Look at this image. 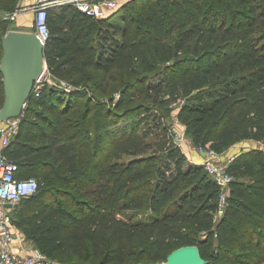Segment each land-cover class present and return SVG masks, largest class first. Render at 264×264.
Here are the masks:
<instances>
[{"label": "trees", "instance_id": "1", "mask_svg": "<svg viewBox=\"0 0 264 264\" xmlns=\"http://www.w3.org/2000/svg\"><path fill=\"white\" fill-rule=\"evenodd\" d=\"M19 1L0 0V59L2 37L17 29L2 11H12ZM226 1L129 0L118 25L111 15L96 18L71 4L56 6L48 17V70L55 79H69L67 66L73 73L92 67L109 74L115 68L153 72L160 62L171 60L180 67L189 63L183 79L171 75L168 81L170 95L181 90L185 96L178 118L194 146L223 154L245 139L264 142V53L250 40L242 48L235 40L224 45L225 57L206 39L221 29V17L234 16L232 0ZM177 29L193 31L203 52L181 57L191 50L186 40L167 41ZM226 66L230 77L214 82L216 72ZM71 80L67 89L45 83L33 92L6 149L19 165L18 175L38 183L37 192L21 200L29 201L32 213L19 220L13 210L16 226L29 241L51 258L68 247L79 257L100 258L96 264H125L128 243L137 240L148 242L141 258H155L166 245L174 250L195 244L207 264L264 262L263 148L229 161L230 192L224 213L215 219L220 187L204 164L189 160L176 142L163 111L167 100L154 96V105L136 101L140 94H158L160 85L143 75L134 77L120 90L121 98L111 102L117 108L127 104L123 111L91 107L89 101L80 115L72 116L65 113L88 93L78 79ZM3 101L0 72V108ZM35 105L45 113L28 115ZM129 117L133 120L121 125ZM161 256L165 261L168 255Z\"/></svg>", "mask_w": 264, "mask_h": 264}, {"label": "rangeland", "instance_id": "2", "mask_svg": "<svg viewBox=\"0 0 264 264\" xmlns=\"http://www.w3.org/2000/svg\"><path fill=\"white\" fill-rule=\"evenodd\" d=\"M129 0H118L119 6L117 9L112 10L109 15L112 16V20L115 21V23L118 25L120 24L121 20L119 19L120 13H122L123 4L126 3ZM23 0H20L17 3V6L15 9H13L10 12H4L2 11V15L8 18L9 21H14L13 25H16L15 22V14L18 12H27L30 19L34 16V10L32 9V4H25L22 3ZM225 5H228L230 1H226ZM232 4L235 6V14L234 16L229 15L226 18L221 17L217 21L218 27H221L220 30L212 31L207 34V40L213 42L215 44V49H217V52L223 53L222 55H225L224 51H226L223 47L224 45H227L229 43H232L236 40L235 44L238 45L239 48H242L245 45L246 41H251L253 44H256L258 46V51L260 53H264V0H232ZM54 4L49 6V11L53 12L56 8ZM74 7H71L70 11L73 10ZM18 10V11H17ZM17 13V14H18ZM251 16H254L255 18H252ZM212 22V20L210 21ZM254 28L247 27L251 23H254ZM210 25L209 23H207ZM215 22H213L212 26H214ZM31 30L33 27H30ZM249 31L251 32V36H249ZM238 35V38L236 39L234 34ZM248 36L246 39L244 36ZM181 38H184L186 40V43L191 46L190 52H187L186 50L181 54V57H194L193 51L195 50V53H202L203 52V43L198 40L196 36H194L193 31H186L183 32V30L177 29L175 32L170 33V36L168 38V43H176L181 40ZM252 38V39H251ZM199 55V54H197ZM196 55V56H197ZM227 57V54L225 55ZM183 68L188 70L190 68L189 63L182 64V67L176 65L174 60L167 61V62H160L153 72H144L143 70H139L138 72H132L130 73L129 70H123L115 68L113 69L109 74H104L101 69L98 68H87V71L79 72V73H73L70 71V68L67 71V75H69V79L63 77L60 79H56V82L59 85H62L63 82L70 83L72 82L71 79H78L77 83L80 84L81 87H86V91L88 93V96H81L79 103L69 111L65 113V115H80L86 108V105H89V101H91V107H104L105 109H111L116 111H123L124 107H126L127 104H125L122 108H117L115 104H112V100L120 99L121 98V89L126 86L128 81L134 79V77L143 75L147 78L149 83H152V85H160V92L158 94H155V92H150L148 95L140 94L138 96H135L136 101H145L146 103H151V105H154L155 102H152L153 97L157 96L158 100L160 101L162 98L167 100V105L169 107H165L163 111L168 113V115L165 117V120L167 121L170 129H172L176 136L175 140L181 148L189 155H194L198 160H203V157L201 154H196L198 152L193 150L194 144L191 141V139L185 134V124L178 118V112L184 102L185 96L183 95L182 91L179 90L177 96L170 95L171 90V84L168 81L171 75H176L179 78H184L186 76V73L183 72ZM226 70V71H225ZM228 66H226L225 69H222V71H217L215 74L214 82H218L224 79H227L230 77L226 72H228ZM50 73V72H49ZM236 75V72L233 74ZM232 76V75H231ZM80 77V78H79ZM213 82V83H214ZM134 88L131 87L129 89V92H134ZM28 107V106H27ZM76 109L78 111H76ZM98 108H96L97 110ZM94 110L93 113L96 111ZM37 111L45 113L44 110H42L41 106L35 105L31 106L30 110H27L28 115H34ZM76 111V112H75ZM38 112V113H39ZM46 115L50 116V112L46 111ZM133 120V117H129L126 119L121 125H124L127 121L130 122ZM116 127L114 125L110 126V128ZM122 127V126H121ZM69 131V130H68ZM42 141L38 140L36 143H41ZM109 142H103L104 145H107ZM15 146V145H14ZM263 148L264 149V142L258 141L255 139H245L241 142H237L233 144L229 150H227L225 153L221 154V158L224 161L229 160L233 156L242 154L250 149L253 148ZM13 149V148H12ZM11 149V151H12ZM200 163V164H201ZM33 207L29 204L28 200H23L19 202L15 207L16 212V218L21 220L23 217H28L32 213ZM147 213V212H146ZM142 217V214H136V218ZM18 220H15L17 222ZM20 233L22 236H25L28 238V235L23 231L22 227H18ZM154 237L150 238L151 240H154ZM28 240V239H27ZM146 240L142 243L141 240H137L136 242L128 243V258L125 264H162L164 262L161 255H168L172 251V247L170 245H166L162 248L160 255H157L155 258L148 259V258H141V255H146L144 249H146L147 244H144ZM171 242V240H169ZM52 258L60 263V264H66L69 262H76V261H86L88 263H100V258H98L96 261L92 257H79L76 254H73L71 250L66 247L65 249L61 250L60 252H56ZM261 264H264L262 262Z\"/></svg>", "mask_w": 264, "mask_h": 264}, {"label": "built area", "instance_id": "3", "mask_svg": "<svg viewBox=\"0 0 264 264\" xmlns=\"http://www.w3.org/2000/svg\"><path fill=\"white\" fill-rule=\"evenodd\" d=\"M52 4H71L96 18L109 16L111 11L119 6L118 0H36L32 3L33 27L45 44L50 35L48 17L49 6ZM41 85L40 82L36 83L34 91H39ZM61 86L67 89L71 85L63 82ZM19 126L20 117L0 122V264H60L22 236L14 222L15 206L38 190L36 179L20 177L18 163L6 154V149L17 134ZM192 147L202 155L206 171L220 187L219 208L215 214V219H218L224 213L230 192L233 177L228 170V164L233 157L224 161L221 154L209 147Z\"/></svg>", "mask_w": 264, "mask_h": 264}, {"label": "water", "instance_id": "4", "mask_svg": "<svg viewBox=\"0 0 264 264\" xmlns=\"http://www.w3.org/2000/svg\"><path fill=\"white\" fill-rule=\"evenodd\" d=\"M2 48L0 72L4 84V101L0 108V122L22 115L36 83L57 85L56 79L48 71L45 43L34 30H8L2 37ZM207 262L197 245L188 244L172 250L162 264Z\"/></svg>", "mask_w": 264, "mask_h": 264}, {"label": "crops", "instance_id": "5", "mask_svg": "<svg viewBox=\"0 0 264 264\" xmlns=\"http://www.w3.org/2000/svg\"><path fill=\"white\" fill-rule=\"evenodd\" d=\"M36 0H23L22 3H24L23 5L25 4H32L34 3ZM34 18V16H33ZM33 18L30 19L28 13L25 11V12H19L16 16H15V22H16V25L15 26L17 29H20V30H31V26L33 27ZM14 23V22H13ZM185 130V129H184ZM195 151V150H194ZM186 153V152H185ZM199 155V153H196ZM186 155L188 156L189 160H191L192 162H195V163H201L200 160H198L196 157H194L195 154L192 153V155H189L186 153ZM18 228V227H17ZM19 230V228H18Z\"/></svg>", "mask_w": 264, "mask_h": 264}]
</instances>
